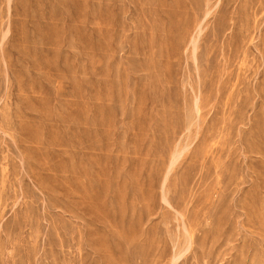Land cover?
Segmentation results:
<instances>
[{
    "label": "rangeland",
    "instance_id": "374dc122",
    "mask_svg": "<svg viewBox=\"0 0 264 264\" xmlns=\"http://www.w3.org/2000/svg\"><path fill=\"white\" fill-rule=\"evenodd\" d=\"M0 264H264V0H0Z\"/></svg>",
    "mask_w": 264,
    "mask_h": 264
},
{
    "label": "bare ground",
    "instance_id": "6f19581e",
    "mask_svg": "<svg viewBox=\"0 0 264 264\" xmlns=\"http://www.w3.org/2000/svg\"><path fill=\"white\" fill-rule=\"evenodd\" d=\"M179 259V258H178Z\"/></svg>",
    "mask_w": 264,
    "mask_h": 264
}]
</instances>
